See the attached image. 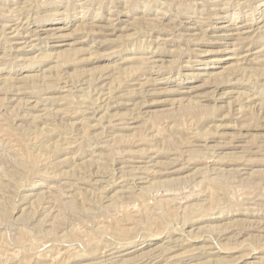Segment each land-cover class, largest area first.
<instances>
[{
  "label": "rangeland",
  "instance_id": "obj_1",
  "mask_svg": "<svg viewBox=\"0 0 264 264\" xmlns=\"http://www.w3.org/2000/svg\"><path fill=\"white\" fill-rule=\"evenodd\" d=\"M0 264H264V0H0Z\"/></svg>",
  "mask_w": 264,
  "mask_h": 264
}]
</instances>
